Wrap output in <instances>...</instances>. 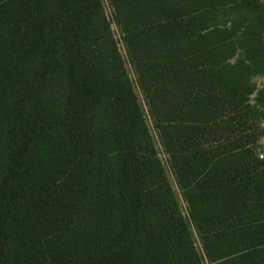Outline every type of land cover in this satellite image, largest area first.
Wrapping results in <instances>:
<instances>
[{
    "label": "trees",
    "instance_id": "16d2710c",
    "mask_svg": "<svg viewBox=\"0 0 264 264\" xmlns=\"http://www.w3.org/2000/svg\"><path fill=\"white\" fill-rule=\"evenodd\" d=\"M108 2L206 259L264 264V0ZM0 264H203L101 0H0Z\"/></svg>",
    "mask_w": 264,
    "mask_h": 264
},
{
    "label": "rangeland",
    "instance_id": "374dc122",
    "mask_svg": "<svg viewBox=\"0 0 264 264\" xmlns=\"http://www.w3.org/2000/svg\"><path fill=\"white\" fill-rule=\"evenodd\" d=\"M102 4H103V7H104V11H105V14L107 16V19L109 20V23H110V28H111V31H112V34L117 42V46H118V49H119V52H120V55L124 61V65H125V68H126V71L128 73V76H129V79L131 81V84H132V88L136 94V97H137V100H138V103H139V107L141 109V112H142V115L144 117V121H145V124L146 126L148 127L149 129V132L151 134V137H152V140H153V143H154V146H155V149H156V153H157V156L158 158L160 159L161 163H162V166L166 172V175H167V178L169 180V183L171 184V187L175 193V196H176V199H177V202H178V205L180 207V211L182 213V216L184 217L186 223H187V226L189 228V232L191 234V237H192V240L194 242V245L195 247L197 248V251H198V254L200 255V258L203 262V264H210L209 261L206 259L205 255H204V252L201 248V243H200V239H199V235L197 233V230L196 228L194 227V225L191 223V221L189 220L188 218V209H187V205L184 201V199L182 198L181 196V193L179 192L178 190V187L175 183V178H174V174L173 172L171 171V168L169 166V162H168V157L163 149V145L161 143V140L155 130V125L153 123V121L151 120L150 116H149V113H148V109H147V105H146V101L144 99V95L143 93L141 92V90L139 89V86L137 84V79H136V76L134 74V71L127 59V55H126V52H125V47L123 45V43L121 42V35H120V32L119 30L117 29V27L115 26L114 22H113V19H112V10L109 6V2L108 0H101Z\"/></svg>",
    "mask_w": 264,
    "mask_h": 264
},
{
    "label": "crops",
    "instance_id": "0c3cea01",
    "mask_svg": "<svg viewBox=\"0 0 264 264\" xmlns=\"http://www.w3.org/2000/svg\"><path fill=\"white\" fill-rule=\"evenodd\" d=\"M263 40H264V34H263ZM251 81L253 83H255L257 88H262V86L264 85V74H257L255 76L252 77ZM255 93L254 95H252V99L255 97ZM252 103H254V101L252 100Z\"/></svg>",
    "mask_w": 264,
    "mask_h": 264
},
{
    "label": "built area",
    "instance_id": "2783aa9c",
    "mask_svg": "<svg viewBox=\"0 0 264 264\" xmlns=\"http://www.w3.org/2000/svg\"><path fill=\"white\" fill-rule=\"evenodd\" d=\"M261 157V156H260Z\"/></svg>",
    "mask_w": 264,
    "mask_h": 264
}]
</instances>
